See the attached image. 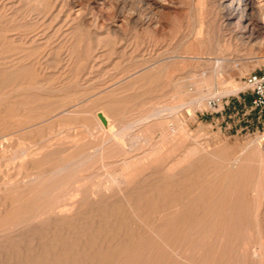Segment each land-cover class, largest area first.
<instances>
[{"label": "rangeland", "instance_id": "1", "mask_svg": "<svg viewBox=\"0 0 264 264\" xmlns=\"http://www.w3.org/2000/svg\"><path fill=\"white\" fill-rule=\"evenodd\" d=\"M7 3V8L0 9V52H2L3 58L10 57V59H16L13 63L17 65V69L0 72V96L3 95L0 101L5 97V99L2 100L5 102H0L2 105L5 103L4 106H0V110H10L8 111V115L10 116L9 120L2 117L3 115L0 114L2 117V119H0V144L3 141L1 137L4 135L13 134L8 138H4V141H6L11 137L14 138L13 136H22L28 132L26 131V127L28 130H30L29 127H31V129L33 127L34 129L36 128L35 130H40L47 126V124H50V122L53 124V120L57 121V118H54L57 115L56 113L60 111L65 114L72 111L80 112V118H82L85 123L91 125H96V118L109 112L113 117H110L112 118V123L109 118L110 123H108L109 121L105 122L101 130H95L96 143L101 139L104 132L110 133V128L113 126L112 129H118L127 124H134L137 120L145 118L144 116L149 117L150 114L152 115L155 111L157 112L158 109L161 110L165 108V110H167V107H176V105L181 104L184 108H181V110L178 109L176 112L177 114L174 116V123L179 127L181 133L179 132L171 138L169 136L167 137L169 122L162 124L153 121L145 125H140L141 127L136 126L134 128L136 131L134 132V129H132L131 131L133 134L130 131L131 134L128 133L129 135L126 139H129L126 141L128 146L132 141L134 142L132 145L133 150L131 151H134L135 154H133L134 152L131 153V151L125 150V152L118 151L117 155V150H114L116 153H113L114 151L109 152L111 155H109L108 152H104L103 155L106 159L104 156L99 157V155H96L97 158L95 156V159L86 165L83 168L84 170L82 169V171L77 173L75 177L81 173L82 176L84 175V177L87 178L95 175V187L100 186L99 189H101L98 193L107 194V196H109L112 190L110 194L112 196L115 193V186L110 182L111 177H117L122 169L121 165L116 166L117 159L121 161L126 158L132 163L135 159L140 160L144 157V162H146L147 156L149 157L151 154L156 156L159 155L161 157L157 156V164H159V166L157 165L158 168L156 169L160 172L163 170V167L168 169L175 159L176 163L182 157L187 158L190 156L191 160L197 157L196 160H205L204 162H207L208 165L215 164V166L222 168V164H225L224 167L228 166L227 159L229 162L231 158L234 160L238 157L237 159L241 158L242 165L244 163L243 166H245V169L243 170L246 171L248 169L242 182L245 206L252 208L256 202L260 204L261 212L264 210V195L263 197L261 196V193L264 192V113H259L250 108L249 103L251 97L250 94L245 91L243 83L247 75L259 72L263 66L264 22L262 25V38L252 42L250 45L246 44L247 46H245V44L241 43L236 37L231 36L228 28H225L223 23L225 12L221 4L222 0H7ZM256 8L263 12L260 13L258 11L259 14H263L264 16V0H257ZM6 15L8 17L10 16V18H6ZM1 16H3L2 19ZM11 18H14V20ZM261 18H263L262 20L264 21V17ZM40 19L43 20V22L40 21ZM10 27L11 29H9ZM26 33L28 34L27 36ZM29 35H31V37ZM37 35L38 39L36 38ZM45 37L49 38L47 39ZM11 38L13 40H11ZM28 38L30 40L29 43L27 41ZM29 45H31V53ZM22 46H28V48L26 47L25 49L24 47L23 49ZM39 46L45 49H37ZM8 49L10 50L8 51ZM220 49L222 50L220 51ZM57 53H59V55ZM1 58L0 55V63L3 64H0V70L9 66L7 62L9 59L2 61L3 58ZM36 58L37 60H34ZM63 59H65V61ZM48 60H51L50 63ZM218 61H225V65H227L224 69V75L220 78L228 83L226 82L213 90L211 88L206 89L205 94H207V92L210 94L216 91L225 92L231 90H238V92L225 95L221 98V101H212L215 104V106L213 105L212 107L209 106L210 102L202 104L194 102V104L192 100L194 101L197 94V87L195 85L196 80L198 81V79L202 77L200 75L214 71ZM31 62L33 63L31 64ZM38 63H41L40 66ZM65 64V68H62ZM71 68L74 69L72 70ZM2 75H4L3 77L5 78H2ZM17 82H19L20 86ZM12 92L14 94L10 97ZM17 92L20 94L17 95ZM4 93L8 95L11 94L8 97L7 94H5V96ZM117 96L119 97L117 98ZM7 97L9 101H7ZM156 102L158 103L156 104ZM13 103L18 105L16 106ZM76 103L79 104L77 105ZM189 103L192 106H190ZM110 104L111 107L109 106ZM117 104L123 106L127 105L126 107L129 106L128 109L125 108L127 110L130 108V110H124V107H120ZM104 105L108 107H104ZM8 106L10 108L12 107V109L16 107V111L9 109ZM117 106L123 110L117 109ZM62 107L65 108L63 109ZM24 108L28 110L30 108L32 111L29 110L28 112L30 113H27V110ZM54 109L57 110L54 111ZM17 111H22L21 115L20 113L17 114ZM47 111L53 114L56 112V115L49 114ZM125 111L128 115L125 114ZM31 112H34V114H31ZM24 114L30 117H26ZM50 115H53V117ZM120 117H122V119ZM72 118L73 117L67 118L65 121L62 119V121L69 122ZM11 120H13V123H11ZM46 120H48V122ZM2 122H4L3 125ZM17 122L23 123H20V126ZM26 123L30 124L27 125ZM122 123L125 125H121ZM32 124H34L35 127ZM179 129L177 128V131ZM96 131L100 132L97 133ZM19 133L23 134L19 135ZM140 134H142V137ZM130 135L132 137H130ZM177 135L178 140L176 139ZM158 137L160 139L163 137L161 139L162 141ZM145 138L146 140L144 141L143 139ZM37 139L38 138H36L35 141ZM167 145L171 146L166 147ZM162 147L165 148L164 151L167 150L164 154ZM182 149H184V151ZM144 151H146V154ZM202 151H205L207 154ZM254 151L256 155L253 154ZM159 152H162L163 155ZM243 154L245 156H242ZM130 156L134 158L132 159ZM101 157L105 159V162ZM168 158L171 159L168 161ZM97 159L99 160L97 161ZM100 159L102 161H100ZM208 160L212 161L209 162ZM164 161L165 163L161 165ZM106 162L107 164H104ZM165 164L167 166H164ZM140 168L141 167L136 166V168L132 170L138 172ZM111 170H113L112 172L116 176L110 174ZM162 172H165V170ZM98 174L100 175L99 177ZM256 179L258 180L256 181ZM107 183L110 185H107ZM112 187L113 189H111ZM260 187L262 191H260ZM254 190L255 192L257 191V193L259 192L256 195H258L257 199L260 201H256L257 199L254 198ZM130 212L129 209L126 212V214L129 215L127 219L135 220L131 217ZM250 218V221H248V224L245 226L246 230L242 235V238H244L243 241L250 244H258L260 242L262 244L263 241L264 245V229H258L257 223L253 220V217L252 219ZM138 225L144 228L136 220L134 226L140 229L138 230L140 232L137 233L142 235L141 228ZM249 232L251 233V237L249 236ZM262 248L264 249V246H262ZM261 253L263 261L260 262L264 264V252L261 250ZM248 259L250 260V258Z\"/></svg>", "mask_w": 264, "mask_h": 264}, {"label": "bare ground", "instance_id": "2", "mask_svg": "<svg viewBox=\"0 0 264 264\" xmlns=\"http://www.w3.org/2000/svg\"><path fill=\"white\" fill-rule=\"evenodd\" d=\"M256 2L257 0H222L221 3L225 12V19L223 22L225 28H228L231 36L236 37L241 43L245 44V46H247L246 44L250 45L252 42L261 39L263 36L262 25L264 21L261 17L264 16L263 14H259V12H263L257 10ZM7 4V0H0V9H5ZM2 17L3 16H1V19ZM6 18H10V16ZM12 20H14V18ZM40 21L43 22L41 19ZM9 29H11V27ZM27 35L26 33V36ZM29 36L31 37V35ZM36 38L38 39V35ZM11 40L13 39L11 38ZM27 41L28 43L30 42L29 38ZM26 47L28 48V46ZM30 48L31 45H29V50ZM40 48L43 47L39 46L37 49ZM9 50L10 49H8V51ZM221 50L222 49H220V51ZM57 54L59 55V53ZM0 55L3 58L2 52H0ZM5 59H9V61H7L9 66H4L5 68L1 69L0 72L13 71L17 67V65L13 63L16 59L4 57L2 61ZM34 60H37V58ZM63 60L65 61V59ZM33 62H31V64ZM225 64V61H218L214 71L200 75L202 79L196 80L195 85L197 87V94L194 101L192 100L193 103L197 102L202 104L205 102L211 103L212 101H221V98L225 95L238 92V90H231L225 92L216 91L215 93L209 92L210 94L207 92V94H205L206 89L211 88L213 90L227 82L220 78L225 73L224 69L227 67ZM65 66L66 64L64 67L62 66V68H65ZM4 75H2V78H5L3 77ZM17 83L19 85V82ZM5 94L7 93H4V95ZM13 94L12 92L10 97L13 96ZM19 94L20 93L17 95ZM9 95L7 94L8 97ZM1 96L3 97V95ZM1 96L0 99L2 98ZM8 97L7 101H9ZM118 97L119 96H117V98ZM3 99H5V97ZM2 100L0 102H5ZM157 103L158 102H156V104ZM4 104L2 105L0 103V106L2 107ZM13 104L16 105V103ZM191 104L190 106H192ZM112 105L115 106L114 104ZM117 105L124 108L127 106ZM105 106L106 105H104V107ZM109 106L111 107V104ZM118 106L117 109L123 110ZM12 107H9V109H12ZM128 107L126 108L128 109ZM126 108L124 110H127ZM181 108H184L181 104L176 105V107H167V110H165V108L161 110L157 108L159 111H155V113L152 115L150 114L149 117L144 116L145 118L137 120L134 124H127L118 129H112L113 126L110 128V133L104 132L101 139L96 143L95 130H101L104 123L109 121V118L112 117L109 112H107L108 115L103 112L104 114L96 118V125L85 123L84 120L80 118V112L77 111L68 113L66 110V114L61 111L58 113L55 112L57 115L54 113L56 115L54 118H57L58 122L53 120V124L52 122H50V124L46 123L47 126L43 124L45 126H42L44 127L43 129L35 130L36 128L34 129L32 127V130L31 127H29L30 130H28L26 127V131L28 132L25 134L19 133V135H23L18 137L13 136L14 138L11 137L6 141H4V138H8L13 134L10 133L2 136L1 139H3L4 142L2 141L0 144V264H261L262 262L260 261H263L261 250L264 252L262 248V246H264L263 241L262 244L261 242L258 244H250L245 243L243 241L244 238H242L246 230L245 226L248 224V221H250V217V219L253 217V220L257 223L258 229H264V210L261 212V206L256 202L252 208L245 206L242 182L248 169L246 171L243 170L245 166H243L244 163L242 165L241 158L237 159V157L234 160H232V158L230 160L229 158V162L227 159L228 166L224 167L225 164H222V168L215 166V161L213 162L214 165L209 164L211 165L209 166L207 162H204L205 160H196L197 157L191 160L190 156L187 158L180 156L182 158L176 163L175 159L168 169L163 167L165 172H162L163 170L159 172L156 169L159 166V164H157V156L159 155L156 156L151 154L149 157L147 156L146 162H144L143 157V159L141 158L140 160L135 159L132 163L128 161L125 156V159L121 161L117 159V162L115 161L116 166L121 165L122 169L117 177L113 176L114 178H112V175L110 176V182L115 186V193L112 196L110 194L112 193L111 189H113V187L110 189V197L107 196V194L98 193L101 189H99L100 186H96L97 188L95 187V175L87 178L84 177V175L82 176L81 173L75 177L77 173L82 171L86 165L95 159L96 155L103 157L104 152H108L109 154V152H113L114 150H117L118 155V151L125 152V150H133L132 145L134 142L132 141L128 146L126 141L129 139H126L128 138V133L136 126L141 127L140 125H145L153 121L162 124L169 122L167 137L169 136L171 138L175 136L180 132V129L174 123V116L177 114L176 112L178 109L181 110ZM15 109L12 110L16 111ZM25 110H27V113H30L28 112L30 108L29 110ZM55 110L57 109H54V111ZM8 111L10 110H0V114L3 115L2 117L7 120L10 119ZM30 111H32V109ZM21 112L17 111V114L20 113L21 115ZM34 112H31V114H34ZM40 112L43 111L41 110ZM47 113H49V111H47ZM49 114L53 113L50 112ZM125 114L128 115L127 112ZM53 115L50 116L53 117ZM2 117L0 119H2ZM26 117L30 116L26 115ZM71 117L73 118L70 119L69 122H64L67 118L69 119ZM112 118H110V121ZM120 118L122 119V117ZM62 119L64 121H62ZM46 121L48 122V120ZM110 121L108 123H110ZM11 123H13V120H11ZM20 123L21 122H17L18 125H20ZM3 124L4 122H2V125ZM32 125L34 127L35 125L37 126L36 123ZM121 125L125 124L122 123ZM177 128L179 129L178 131ZM133 131L135 132L136 130L134 129ZM131 133L133 134L132 131ZM140 136L142 137V134H140ZM130 137L132 136L130 135ZM36 138L38 139L35 141ZM176 139L178 140V135ZM143 140L145 141L146 138ZM170 146L171 145H167L166 147ZM162 149V151H164L165 148L162 147ZM182 150L184 151V149ZM133 152L134 151H131V153ZM145 152L146 151H144V153ZM113 153H116V151ZM159 153L162 154V152ZM133 154H135V152ZM253 154L256 155L255 151ZM242 156L245 155L243 154ZM133 158L134 157H132V159ZM171 158H168V161ZM98 160L99 159H97V161ZM100 161L102 160L100 159ZM208 161L210 162L212 160ZM163 163H165V161L162 162L161 165H163ZM104 164H107V162ZM166 164L164 166H167ZM136 166L141 167L138 172L132 170L136 168ZM112 171L113 170L110 171V174H113ZM99 176L98 174V177ZM258 179H256V181ZM107 185L110 184L107 183ZM260 191H262L261 187ZM258 193L256 191L254 193L255 197L252 196L257 199L258 195L256 194ZM263 193L264 192L261 193L262 195L260 194L262 197L264 195ZM256 201L260 200L257 199ZM126 209L127 211L129 209V212L131 211V217L135 220L127 219L129 215L126 214ZM136 220L144 227L141 228V226L138 225L141 228L142 235L137 233L140 232L138 231L140 229L134 226ZM250 235L251 233L249 232V236ZM248 258H250V260Z\"/></svg>", "mask_w": 264, "mask_h": 264}, {"label": "built area", "instance_id": "3", "mask_svg": "<svg viewBox=\"0 0 264 264\" xmlns=\"http://www.w3.org/2000/svg\"><path fill=\"white\" fill-rule=\"evenodd\" d=\"M245 91L250 94V108L259 113H264V63L259 72H254L244 78ZM215 106L214 102L209 104Z\"/></svg>", "mask_w": 264, "mask_h": 264}]
</instances>
